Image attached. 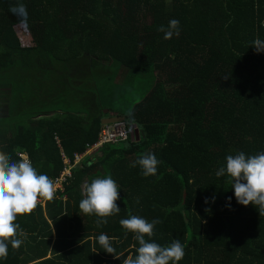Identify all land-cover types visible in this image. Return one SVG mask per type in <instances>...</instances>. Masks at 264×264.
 Wrapping results in <instances>:
<instances>
[{"label":"trees","instance_id":"trees-1","mask_svg":"<svg viewBox=\"0 0 264 264\" xmlns=\"http://www.w3.org/2000/svg\"><path fill=\"white\" fill-rule=\"evenodd\" d=\"M22 2L27 24L9 11L17 0H0V87L60 94L71 88L72 69L96 61L119 65L125 79L143 84L145 95L120 116L127 140L104 144L74 165L63 192L49 200L47 219L40 207L17 217L26 236L19 249L9 244L0 264H67L73 249L61 253L67 245L59 238L67 220L75 233L92 236L89 244V238L82 245L75 239L83 263L123 264L139 247L120 225L131 215L161 221L150 242L168 246L178 239L185 249L178 264H264V215L251 204H238L230 178L216 176L228 155L264 151V52L252 47L257 38L264 40V0ZM172 19L179 21V35L165 39L158 29H167ZM12 93L14 99L17 92ZM29 98L17 101L28 109L43 103ZM99 119L86 129L70 115L28 119L13 137L0 131V151L13 160L24 154L38 174L56 179L63 169L57 144L72 159L96 141L104 126ZM148 152L161 163L156 175L145 177L133 165ZM106 176L120 186L118 214L85 216L77 197L59 217L63 195L71 198L81 184ZM97 219L108 222L97 226ZM101 233L112 238L119 259L99 245Z\"/></svg>","mask_w":264,"mask_h":264},{"label":"clouds","instance_id":"clouds-1","mask_svg":"<svg viewBox=\"0 0 264 264\" xmlns=\"http://www.w3.org/2000/svg\"><path fill=\"white\" fill-rule=\"evenodd\" d=\"M9 11L18 17L21 24H27L28 13L22 0H17ZM158 30L165 33V39H171L174 33L179 35V21L172 19L167 29L160 26ZM252 47L258 53L264 52V40L257 38ZM20 156L19 160H13L0 151V259H7L9 244L13 249H19L23 243L21 237L26 236L20 225L15 223L17 217L31 213L37 206L38 198L52 200L55 193L53 180L45 174H38L26 155ZM160 163L155 154L148 152L142 153L133 166L139 165L142 174L148 177L157 174ZM225 175L230 178L237 203L245 207L251 204L260 215H264V151L254 155L244 152L228 155L226 165L216 171L217 177ZM119 193L120 186L111 176L94 179L84 186V198L79 203V209L85 216L106 218L116 215L120 212L117 204ZM228 200L230 203L231 197ZM107 222V219H97L96 224L106 225ZM159 223V219L149 222L137 215L120 220L121 227L133 233L139 244L135 257L128 256L123 259V264H178L185 255L184 246L178 239L168 246L150 242ZM97 240L104 252L119 259L111 237L101 233Z\"/></svg>","mask_w":264,"mask_h":264},{"label":"crops","instance_id":"crops-1","mask_svg":"<svg viewBox=\"0 0 264 264\" xmlns=\"http://www.w3.org/2000/svg\"><path fill=\"white\" fill-rule=\"evenodd\" d=\"M95 66H97L96 69L105 70L109 68L111 65L105 62L87 61L83 66L80 65L77 68L72 69V72H70V76H69L71 78V83H72L71 88L69 90L62 91L60 94H58V92L48 91L47 89L42 90L43 88L41 89L29 88V90H23L22 88L17 87L16 90H14L15 88L14 89L5 88L4 83H2L0 87V92H3L4 94L0 98V104L2 102L5 103L6 101V103L8 102V104H11V108L8 107L7 110L5 111L0 110V131H2V133L5 132L9 137H13L15 135V130L17 128H24L25 126L24 124L28 122V119L30 121H38L40 119H45V118L47 119L63 118L64 116H68V115L77 118L79 117L83 121V123L81 122L82 128L86 129L90 127L91 122H93L95 118L98 117L100 118L99 124L101 126V125H106L105 123H107V120L109 119L122 116L121 114L114 113L109 109H105L106 111H103L102 108H100L93 80L87 84H83L86 78L82 75V70H86L91 67L94 68ZM114 71L116 73H112L109 77V87L116 88L119 82L125 83L128 81L124 77V75L128 76V74L125 73L124 69H122L121 67L119 68L116 67L114 68ZM79 78H81L82 81H80ZM13 91L17 92L14 99L12 93ZM21 95H26V97L30 95L29 99H31L32 97L39 98L40 101H42L43 103L39 104L35 102L34 104H31L32 107L28 109L27 108L28 103H25L24 105H20L19 101H17L21 97ZM106 96L109 95L106 93ZM3 99L5 101H3ZM16 104L17 107H15ZM55 140L57 143H59V139L57 137H55ZM57 145L59 147V155H58L59 160L62 161L61 163L63 164L64 167L65 163L63 160V156L66 157L68 156L63 152V150H61L59 144ZM84 186H85L84 184L78 186L76 188V195L75 193L72 194L71 198L67 199V196L64 195L61 197L60 205L62 208L60 213L62 215H59V217L61 218L64 217L63 215L66 212L65 207L66 208L74 207L73 204L74 202H76L77 197H78L77 203H80L81 199L84 198L82 195ZM59 192H63V189L62 191ZM49 202H50L49 200H45L41 205L36 206L41 208L45 218L47 216L46 207L48 208V206L51 205V204L49 205ZM62 226H63V230L62 233H60L59 238H63V242L66 243L67 246L65 250L61 249L60 251L61 253H65L66 255V253L70 251V249H73L70 251L71 252L70 256H65L66 257L65 260L67 264H87V263H83L85 261L81 259L82 249L76 250V248L74 247L78 243L82 245L88 240V238H89L88 240L89 241L88 244H89L92 236L89 234V232L85 233L82 230L75 233L73 225H70V220L65 221ZM55 231L58 232V230ZM90 231L93 234V230ZM53 234L54 236L51 240V245L49 247L48 255L46 258H50L49 254L52 248V244L54 242V237L57 236L56 232H53ZM75 239L77 241L76 244H75ZM92 241L93 240H91V242ZM100 259H102V261L104 262L105 258L101 257ZM59 262L62 263L61 260H59ZM34 263L35 262H31L29 264H34ZM101 264H105V263H101Z\"/></svg>","mask_w":264,"mask_h":264},{"label":"rangeland","instance_id":"rangeland-1","mask_svg":"<svg viewBox=\"0 0 264 264\" xmlns=\"http://www.w3.org/2000/svg\"><path fill=\"white\" fill-rule=\"evenodd\" d=\"M16 30L19 35V39L24 42L26 38H23L21 35L22 28L18 27ZM116 67L119 68L120 66L114 64L105 70L96 69L97 66L82 70V75L86 78L83 84H87L93 80L99 106L103 111H106L105 109H109L114 113L127 116L133 106L143 99L145 95V88L139 80H131V78H129L125 83L119 82L116 88L109 87V77L112 73H116L114 71V68ZM79 79L82 81L81 78ZM106 93L109 96H106ZM0 107V110L2 111L7 110L6 105L3 103L0 104Z\"/></svg>","mask_w":264,"mask_h":264},{"label":"built area","instance_id":"built-area-1","mask_svg":"<svg viewBox=\"0 0 264 264\" xmlns=\"http://www.w3.org/2000/svg\"><path fill=\"white\" fill-rule=\"evenodd\" d=\"M127 138L128 131L127 128H125V124L123 122L107 124L100 129L95 142L85 145L84 151L82 153H75L72 159L63 156L65 165L57 178L53 180L55 186L54 197L57 192L62 191L66 182L71 179V168H73L74 165H78L82 158L92 152H95L104 144L119 143L127 140ZM44 201L45 199L38 198L37 205H41Z\"/></svg>","mask_w":264,"mask_h":264},{"label":"water","instance_id":"water-1","mask_svg":"<svg viewBox=\"0 0 264 264\" xmlns=\"http://www.w3.org/2000/svg\"><path fill=\"white\" fill-rule=\"evenodd\" d=\"M122 121H123L122 117H117V118H112V119L107 120V123H105V124L107 125V124H112V123H115V122H122Z\"/></svg>","mask_w":264,"mask_h":264}]
</instances>
